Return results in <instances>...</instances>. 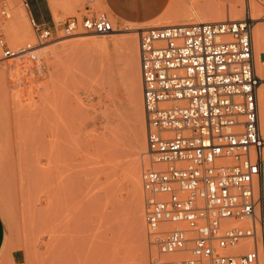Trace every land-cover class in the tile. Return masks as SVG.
<instances>
[{"label": "rangeland", "instance_id": "1", "mask_svg": "<svg viewBox=\"0 0 264 264\" xmlns=\"http://www.w3.org/2000/svg\"><path fill=\"white\" fill-rule=\"evenodd\" d=\"M49 2L56 30L39 47L38 71L0 63V214L10 241L0 264H150L156 249L143 182L138 214L128 180L133 165L140 163L142 174L152 167L147 148L140 150L146 122L143 102L141 124L129 90L130 55L95 42L115 37L67 32L73 19L105 13L113 22L104 0ZM22 4L12 0L0 17V35L13 50L37 44ZM197 6L201 11L190 13ZM249 9L261 11L264 26V0H171L148 27L114 25L116 39L138 34L139 48L141 30L241 21Z\"/></svg>", "mask_w": 264, "mask_h": 264}, {"label": "built area", "instance_id": "2", "mask_svg": "<svg viewBox=\"0 0 264 264\" xmlns=\"http://www.w3.org/2000/svg\"><path fill=\"white\" fill-rule=\"evenodd\" d=\"M10 1L0 0V17ZM250 14L140 33L152 166L142 182L147 233L156 249L150 264H264L261 79ZM30 25L36 45L13 50L0 35V63L38 71L39 47L54 31L31 17ZM80 31L108 36L115 28L103 13L68 22L69 34Z\"/></svg>", "mask_w": 264, "mask_h": 264}, {"label": "bare ground", "instance_id": "3", "mask_svg": "<svg viewBox=\"0 0 264 264\" xmlns=\"http://www.w3.org/2000/svg\"><path fill=\"white\" fill-rule=\"evenodd\" d=\"M12 1V0H11ZM10 1V2H11ZM22 3V2H21ZM23 8L25 9L27 13V17L30 22V15L28 12V9L25 6L24 0H23ZM199 7L198 9L192 8L190 13H197L196 10L201 11L202 7ZM238 8H234L233 13L237 14L238 13ZM251 15V14H250ZM253 18L257 21V25L253 28V44H254V52H255V64H256V69L258 76L261 79V84L259 86V91H258V98L260 100V120H261V132L264 137V26L261 22L262 20V13L259 10H254L252 11L251 18ZM252 18V19H253ZM253 19V20H254ZM254 20V21H255ZM148 29V28H147ZM145 30V29H144ZM143 30H141L142 32ZM119 32L121 31H116L115 33L109 35L110 37H115L111 38L110 43H106L104 41H95L97 45H100V47H104L105 49H109L112 47L114 50L119 49L120 51L122 49H125L128 54L130 55V60L129 66H128V71H129V90L131 93V96L133 97V100L135 102V105L137 106V111H138V119L140 123L142 124L143 120V110H142V102H143V95H142V79H141V73L136 67L137 64V59L139 57V48H138V40L137 36L138 34H135L133 37H127L126 39L119 40L116 39ZM25 35H22V39H24ZM129 36V35H128ZM125 38V37H124ZM109 42V41H108ZM99 47V48H100ZM100 48V49H101ZM143 138V137H142ZM141 138V139H142ZM140 141V140H139ZM147 148L146 140L142 139V142H140V150L144 151ZM132 167V166H131ZM130 177L128 178L129 182L132 185L133 188V202H134V207L136 208L138 214L142 210V198H141V186H142V167L140 163L133 165V167L130 169ZM137 217V216H136Z\"/></svg>", "mask_w": 264, "mask_h": 264}, {"label": "crops", "instance_id": "4", "mask_svg": "<svg viewBox=\"0 0 264 264\" xmlns=\"http://www.w3.org/2000/svg\"><path fill=\"white\" fill-rule=\"evenodd\" d=\"M26 2L32 19L53 31L56 30L55 15L49 0H26ZM104 2L112 14L114 25L117 26L118 23L148 27L165 13L171 0H104ZM13 34L16 39L22 40V35L17 34L15 29ZM9 245L6 224L0 214V260L8 253ZM12 258L15 263L22 261L21 255L16 252L12 254Z\"/></svg>", "mask_w": 264, "mask_h": 264}]
</instances>
